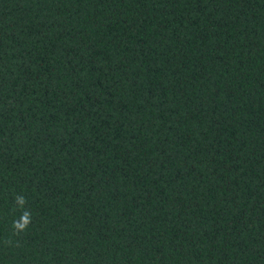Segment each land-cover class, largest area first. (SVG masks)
Here are the masks:
<instances>
[{"label":"trees","instance_id":"trees-1","mask_svg":"<svg viewBox=\"0 0 264 264\" xmlns=\"http://www.w3.org/2000/svg\"><path fill=\"white\" fill-rule=\"evenodd\" d=\"M0 264H264V0H0Z\"/></svg>","mask_w":264,"mask_h":264}]
</instances>
